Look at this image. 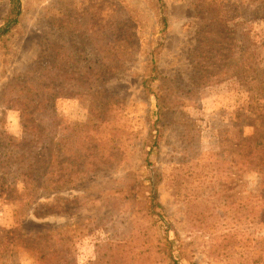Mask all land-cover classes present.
<instances>
[{
	"label": "rangeland",
	"instance_id": "374dc122",
	"mask_svg": "<svg viewBox=\"0 0 264 264\" xmlns=\"http://www.w3.org/2000/svg\"><path fill=\"white\" fill-rule=\"evenodd\" d=\"M20 1L0 38V264H174L168 240L179 264H264L246 160L264 152V0ZM34 71L55 98L50 191L20 169Z\"/></svg>",
	"mask_w": 264,
	"mask_h": 264
},
{
	"label": "trees",
	"instance_id": "16d2710c",
	"mask_svg": "<svg viewBox=\"0 0 264 264\" xmlns=\"http://www.w3.org/2000/svg\"><path fill=\"white\" fill-rule=\"evenodd\" d=\"M162 11V8H161ZM22 14L21 1L10 0V8L8 11V17L6 23L0 28V38L8 35L19 21V17ZM164 28L167 27V19L163 16L161 19ZM151 74L143 83L146 91L152 92L151 86L158 78V70L156 62L152 61L150 64ZM32 74L30 77L23 79L22 91L19 95H24L21 101L16 102L19 110L22 112V123L24 129V137L22 138V153L24 159L21 162V176H23L22 183L27 191L36 192L37 190L50 191L54 184L51 180L52 177V130L55 120V98L51 94L49 84L46 81L36 80ZM36 92V93H35ZM35 93V94H33ZM20 97H18L19 99ZM35 107L34 109H31ZM34 112L32 115L28 114V111ZM154 146H157L156 143ZM249 151L246 156L247 168L255 171L258 174L264 175V152L263 149L248 148ZM75 162L78 155L75 157ZM63 169L61 170V172ZM63 182V177L59 178L57 184ZM155 187V184H152ZM264 185V182L263 184ZM154 199L156 198V189L154 190ZM159 206V205H158ZM264 222V220H262ZM52 236V235H51ZM175 247V249H174ZM168 253L173 256L171 260L174 264H179L178 259L175 258L174 252L177 251V247L174 241H167ZM48 259L46 255L42 253L40 262L46 264ZM63 261V262H62ZM62 264H70L68 260H61ZM50 264V263H49Z\"/></svg>",
	"mask_w": 264,
	"mask_h": 264
}]
</instances>
